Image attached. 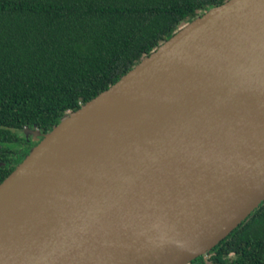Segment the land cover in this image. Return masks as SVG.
Returning <instances> with one entry per match:
<instances>
[{"label":"water","instance_id":"95a60500","mask_svg":"<svg viewBox=\"0 0 264 264\" xmlns=\"http://www.w3.org/2000/svg\"><path fill=\"white\" fill-rule=\"evenodd\" d=\"M0 183V264H189L264 201V0L185 23Z\"/></svg>","mask_w":264,"mask_h":264},{"label":"trees","instance_id":"16d2710c","mask_svg":"<svg viewBox=\"0 0 264 264\" xmlns=\"http://www.w3.org/2000/svg\"><path fill=\"white\" fill-rule=\"evenodd\" d=\"M226 0H0V183L48 132ZM189 264H264V201Z\"/></svg>","mask_w":264,"mask_h":264},{"label":"flooded vegetation","instance_id":"af4514ba","mask_svg":"<svg viewBox=\"0 0 264 264\" xmlns=\"http://www.w3.org/2000/svg\"><path fill=\"white\" fill-rule=\"evenodd\" d=\"M32 141H35V140H33L32 138H30V139H24L23 141H22V144H23V146L22 147H24V146H28V147H31L32 148Z\"/></svg>","mask_w":264,"mask_h":264}]
</instances>
